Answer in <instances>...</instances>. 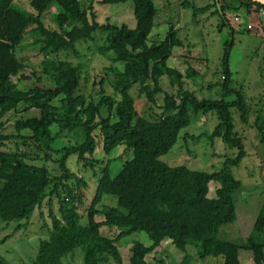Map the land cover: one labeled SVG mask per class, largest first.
Instances as JSON below:
<instances>
[{
    "label": "trees",
    "instance_id": "1",
    "mask_svg": "<svg viewBox=\"0 0 264 264\" xmlns=\"http://www.w3.org/2000/svg\"><path fill=\"white\" fill-rule=\"evenodd\" d=\"M28 1L33 10L23 9L15 0H0V218L7 223L30 221L36 210L44 217L42 207H47L50 224L44 222L49 237L41 239L31 264H63L62 259L76 248L84 251L83 264H152L148 255L165 239H170L181 251L194 245L199 258L221 256L223 264H242L240 250L243 249L253 253L254 264H264V205L253 234L244 243L216 238L223 225L237 219L235 200L242 183L229 166L239 164L246 155L244 138L235 129L232 109L239 111L242 122L255 127L264 141V116L250 123L244 96L231 101L224 98L231 89L228 51L221 79L224 96L200 99L185 89V77H192L197 71L189 66L184 74L168 65L173 48L184 46L173 24L164 39L148 43L158 14L153 0H102L103 4L132 1L135 27L110 21L100 23L94 10L96 0ZM183 5L193 8L194 13L212 7L220 18V26L228 24L232 35L234 29L226 16L228 10L260 15L264 11V5L252 0H213L204 7L185 0ZM53 6L56 28L44 22V14ZM29 38L39 45L45 57L39 74L34 73V84L23 90L14 81V77H24L26 67L17 49ZM79 41L99 44L98 53L110 61L98 83L96 98L81 91L83 75L88 82L90 74L84 63L74 64L59 57L66 52L80 58ZM120 62L123 69L118 66ZM164 76L173 87L178 86L177 94L165 91L161 80ZM107 81L115 94H107ZM136 84L149 103L157 105L163 98L161 112L150 117L138 112L130 92ZM57 99L60 105L53 104ZM20 106L24 110L36 109L40 114L16 119L15 133L6 134L3 119ZM103 106L108 108L107 115L103 114ZM212 112L217 115L218 124L211 138L220 137L229 147L239 150L236 157L227 160L224 169L207 172L184 165L170 166L161 159L174 147L182 129L200 115ZM54 125L58 127L56 132L52 129ZM79 130L82 141L58 147L57 140L62 135ZM8 140H16L17 146L23 143L26 149H3ZM100 141L106 155L122 145L133 155L120 167L114 163L115 159L95 158ZM29 142L45 154L34 156ZM52 154L59 155L54 160L57 173L46 163H35V160H53ZM73 155L97 176L90 203L89 182L68 165ZM100 165L102 168L97 173ZM211 182L218 184L214 196H210ZM105 197H115L116 205L103 204L99 209ZM84 216H87L86 224L81 223ZM97 216L103 218L98 220ZM103 228H115L117 235H105ZM135 232L145 233L151 244L135 241L131 257L125 262L117 241ZM7 239L8 236L0 239V243ZM186 257L174 264H186ZM0 263L11 264L2 255ZM159 264L166 262L161 259Z\"/></svg>",
    "mask_w": 264,
    "mask_h": 264
},
{
    "label": "rangeland",
    "instance_id": "2",
    "mask_svg": "<svg viewBox=\"0 0 264 264\" xmlns=\"http://www.w3.org/2000/svg\"><path fill=\"white\" fill-rule=\"evenodd\" d=\"M188 1L202 7L211 4L213 0ZM15 2L23 9L33 10L28 0H15ZM128 2L125 5L123 3L103 4L102 0H96L94 10L97 20L100 23H106L107 21L114 24L126 23L133 27L136 18L133 3L132 1ZM181 10L183 14L181 22H178V19L173 17V15H176L174 11H171V14H167L169 16H163V20L167 21L166 23L164 22L167 27L168 21H173L172 23H175V25L179 23L177 30L179 38L184 43L183 47L173 48L172 56L168 59V65L183 71L184 74H186L189 66L197 71L196 75L185 77V89L195 93L200 99L222 98L225 94L222 80L227 50L228 66L232 76L228 83L231 89L226 91L224 98L231 101L244 96L249 109L250 123L264 116V15L256 12L246 14L245 11H237L235 9L228 10L226 16L234 29V35H232L228 24L224 27L220 26V18L214 13L212 7L210 10H200L194 13L193 8L185 7L181 4ZM55 12L56 8L53 6L44 14V22L48 27L56 28L53 20ZM236 15L241 20H237ZM248 24L251 25L249 29L247 28ZM164 37L163 35L159 38H152L151 33L148 43H155L164 39ZM98 45L93 41H79L77 48L81 53L80 58L66 52H62L59 55V57L67 59L74 64L78 62L84 63L85 70L89 71L90 74L88 82H85L86 76L83 75L81 91L87 96L93 94V98L98 96V83L104 76V68L110 63L108 58L98 53ZM186 50H192L197 56L196 58L200 57V59L189 60L188 57H180L179 53ZM17 52L19 57L24 60L26 67L23 71L24 77L22 79L14 77V81L18 82L21 89L27 90L34 84L36 79L34 73L39 74L41 62L45 56L39 51V45L34 44L31 38L25 40L18 47ZM118 66L121 68L122 63H118ZM27 76L28 78H26ZM161 80L166 92L177 94L176 88L178 86L173 87L167 76H164ZM105 89L107 94H115L109 81L106 82ZM130 92L136 100L138 112L143 116L150 117V115L161 112L162 97L158 100L157 105H153L148 102L145 95L139 93V84L134 85ZM53 104L60 105V99L55 100ZM102 111L104 115L108 114L107 107L103 106ZM232 111L235 119V129L244 138L246 155L239 164L229 167L234 177L242 183V187L235 200L237 219L233 223L223 225L216 234V238L242 244L253 234L256 219L264 205V141H261L255 127L248 126L242 122L239 117V111L235 109H232ZM39 114L40 112L36 109L24 110V106H20L17 111H11L5 115L3 119L5 123L4 132L6 134L15 133L14 123L16 119L38 116ZM96 121H99V117ZM217 124L218 119L215 112L200 115L195 122L182 129L174 147L163 155L161 159L170 166L184 165L191 169L207 172L224 169L227 160L236 157L239 150L229 147L220 137L211 138L212 131ZM52 129L56 132L58 127L54 125ZM95 132L99 133L98 130ZM82 139L83 134L81 136L80 130L78 132H68L57 140L59 141L57 145L59 147L65 144H76ZM5 144L3 149L9 151H16L18 148L20 150L26 149L23 143H19L20 146H17L16 140H8ZM28 146L34 156H43L45 154V151L39 150L35 144L29 142ZM132 155V151L127 150L123 145L116 148L111 155H106L102 150V142L100 141L94 157L103 161L110 158L115 159L117 161L114 163L120 167L119 165L131 159ZM52 157L53 160H35V163L40 165L46 163L52 172L57 173L58 165L54 160H57L59 155L52 154ZM68 165L76 173L84 175L89 182L87 194L88 202L90 203L98 183L95 171L91 167L84 168L83 163L79 162L75 155L69 158ZM101 168V165L97 167V173H99ZM217 186L218 184L211 182L210 196L215 195ZM109 198L105 197L98 205V208L102 209L103 204L116 205L117 199L115 197ZM42 212L44 217L41 216L40 210H36L30 221L23 219L7 223L0 218V239L8 236L7 240L0 243V255L7 262L11 264H31L36 258L41 239L49 237V228L45 227V222L49 225L50 218L45 205L42 207ZM102 218V216H97L98 220ZM81 223H87V216L82 217ZM25 224L26 226L23 227ZM107 228H103L105 235L112 237L117 235V229ZM135 241H141L146 245L151 244V240L143 232H135L120 238L117 241V246L125 262H128L131 257V247ZM185 255L187 256L185 258L186 264H223L221 256L199 258L194 245H188L186 251H181L173 245L170 239H165L161 246L149 254L148 260L152 264H159L161 259L166 264H174L175 262H182ZM240 259L242 264H254L253 253L249 250L241 249ZM62 262L63 264H83V249H74L62 259Z\"/></svg>",
    "mask_w": 264,
    "mask_h": 264
},
{
    "label": "crops",
    "instance_id": "3",
    "mask_svg": "<svg viewBox=\"0 0 264 264\" xmlns=\"http://www.w3.org/2000/svg\"><path fill=\"white\" fill-rule=\"evenodd\" d=\"M153 1H154L155 5L157 7L158 14H157V16L155 18V25H154V28H153V30H152L151 33H152V38H159V37H161L163 35L166 36V34H167V32H168V30L170 28V24H173V26L176 29L179 27V23L175 25V23H172L173 21H168V27L165 26V23L167 21L166 20H163V16H169L167 14H171V11H174V12H176V15H173V17L175 19H178V22H181L183 20V14H182V10H181V4H183V1H185V0H153ZM127 3H129V2L128 1L123 2L124 5L127 4ZM205 6H207V5H205ZM202 7H204V6H202ZM159 13H160V17L158 18ZM245 13L247 14L246 11H245ZM262 15H264V11L262 12ZM236 17H238V20H241V18L239 16L236 15ZM247 17H249V16L247 15ZM175 21H177V20H175ZM116 24L117 25H121L123 23H121V24L120 23H116ZM135 26H136V22H135V25L133 27H135ZM247 26L249 27L251 25L248 24ZM263 30H264V27H263ZM186 51H188V50H186ZM186 51L185 52L184 51H181L179 53L180 57H188L189 60H191V59H198L199 60L200 59V57L196 58L197 56L192 52V50H189L188 52H186ZM120 69H123V64H122V67Z\"/></svg>",
    "mask_w": 264,
    "mask_h": 264
},
{
    "label": "water",
    "instance_id": "4",
    "mask_svg": "<svg viewBox=\"0 0 264 264\" xmlns=\"http://www.w3.org/2000/svg\"><path fill=\"white\" fill-rule=\"evenodd\" d=\"M252 1H255V2H258V3L262 4V5H264V0H252Z\"/></svg>",
    "mask_w": 264,
    "mask_h": 264
},
{
    "label": "built area",
    "instance_id": "5",
    "mask_svg": "<svg viewBox=\"0 0 264 264\" xmlns=\"http://www.w3.org/2000/svg\"><path fill=\"white\" fill-rule=\"evenodd\" d=\"M236 19L238 20V17H236ZM251 26H249L248 28H250Z\"/></svg>",
    "mask_w": 264,
    "mask_h": 264
}]
</instances>
